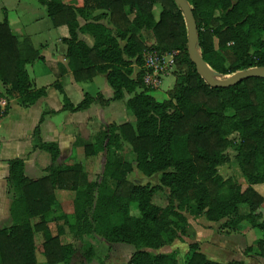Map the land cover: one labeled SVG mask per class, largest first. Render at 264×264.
Returning <instances> with one entry per match:
<instances>
[{
  "label": "trees",
  "instance_id": "obj_1",
  "mask_svg": "<svg viewBox=\"0 0 264 264\" xmlns=\"http://www.w3.org/2000/svg\"><path fill=\"white\" fill-rule=\"evenodd\" d=\"M36 1L45 6L54 27L67 26L68 37L61 41L66 45L65 57L74 79L90 81L103 73L113 89L111 99L99 92H85L77 104L64 96V110H84L93 103L106 105L130 94L125 106L134 123L102 126L83 144L85 157L120 149L122 138L131 147L133 161L114 154L96 177L87 180L78 164L57 163V143L41 141L37 125L34 146L46 174L30 179L24 174L22 158L7 161V182L13 196L11 225L0 228V264H38L36 233L43 238L42 261L71 264L77 247L71 241L61 242L64 226L74 240L97 235L110 243L133 246L125 264H241L208 259L196 243L189 244L182 258L173 252H150L173 242L178 231H186L185 212L210 221L227 218L223 226L231 229L242 230L247 225L259 230L261 237L245 253L254 250L264 257V217L258 211L264 195L254 188L264 184V77L246 78L227 87L210 86L188 56L186 23L174 0H82L80 6L68 0ZM188 2L196 22L200 56L213 71L230 75L264 66V0ZM97 10L101 12L94 14ZM78 16L91 21L80 26ZM101 18H107L112 27L99 22ZM138 29L151 30L155 46H145ZM79 32L92 36V46L79 38ZM149 50L178 51L174 63L181 72L163 101L148 93L143 70L131 77L133 64L142 66V55ZM28 61L5 16L0 22V83L5 90H0V95L15 98L23 107L46 93L45 87H33L25 68ZM54 86L61 91L58 82ZM228 148L235 152L244 188L243 181L223 178L217 170L230 161ZM131 162L146 176L160 173L159 184L139 185L127 180L133 169ZM164 187L168 188L166 203H154L153 196ZM57 188L75 192L71 221L66 214L51 217ZM133 205L137 216L131 212ZM53 220L59 223L55 234L48 226ZM92 252V247H87V261Z\"/></svg>",
  "mask_w": 264,
  "mask_h": 264
},
{
  "label": "crops",
  "instance_id": "obj_2",
  "mask_svg": "<svg viewBox=\"0 0 264 264\" xmlns=\"http://www.w3.org/2000/svg\"><path fill=\"white\" fill-rule=\"evenodd\" d=\"M67 2H73L76 6L82 4V0H68ZM36 3H38L36 0H0V22H2L6 16L11 32L16 36L19 42L22 56L29 60L25 64V68L33 87H45L46 91L43 97L27 107L21 106L15 98H9L7 113L0 120V228L11 225L10 204L13 193L9 189L7 182V161L13 158H22L24 163V174L30 179L40 178L46 174L37 161L39 150L34 146V130L37 125L39 126V138L41 141L57 143L60 150L57 163L78 164L83 168L87 180L91 179L89 168L93 162H97V159H102V171L105 163L109 162L114 154L123 156L124 150H121V148L125 145L131 150L130 145L120 138V149H106L99 157H85L83 144L89 143L93 135L99 131L102 126H107L111 123H116L118 125L125 122L134 123L135 118L133 120L126 119L128 115L126 116L125 114L123 102H121V104L117 102L119 100H111L106 105L93 103L87 109L79 111L63 109L64 96H66L71 103L77 104L83 98L85 92L91 94L99 92L104 98L111 99L113 97V89L107 81L106 74L103 73H97L90 81L77 82L74 79L68 66V59L65 57L66 45L61 41L62 38L68 37L67 26L60 25L54 27L47 15L45 6L40 3H38L40 5L38 6ZM99 12H101V10L95 11L94 14ZM77 20L80 26L87 21H91L80 16L77 17ZM99 22L108 27H112L107 18H101ZM78 35L87 45L92 46L93 38L90 34L79 32ZM123 43L124 42L121 41V44ZM134 66L137 68H134ZM140 68L141 67L136 63L133 64L132 78H135V74L140 71ZM167 75L170 74H164L158 86L151 88L152 91L159 87L163 77ZM55 82H58L61 91L54 86ZM0 86L3 87L1 83ZM172 87L169 90H171ZM151 89L148 90L150 95H152ZM137 91H140V89H137ZM152 96L154 97V95ZM129 97L130 94L128 95L125 93L124 102ZM167 98L168 94L162 100L155 99L157 101H163ZM42 116L43 118L40 120ZM84 159H90V161L86 164ZM131 163L133 169L127 174V180L134 184L143 185L142 183L144 182L147 184V178L142 177L144 174L135 167L134 162ZM134 173H139V179L142 183L133 182L131 175ZM159 175L160 174L157 173L154 176L156 180L151 181L152 184L150 185L159 184ZM240 184L242 188L245 187V184ZM254 188L264 195V184L254 185ZM54 194L55 205L51 217L54 218L58 215L66 214L68 220L71 221L75 192L69 189L57 188ZM258 211H260L264 217V203L261 204ZM52 222L54 221H48L50 230L52 228ZM190 225V220L187 219V227ZM255 230L256 229L252 228L251 233L246 234L242 232L238 234L241 241L240 245H242L238 247L239 249L236 251L235 256L229 258L230 260L225 258L222 253L216 252L212 245H208L211 243L206 244V242L194 239L189 244L196 243L198 245V250L204 253L208 259L214 261L226 263L235 260L240 261L241 264H264V257L256 255L254 250L245 253V249L249 246H253L255 241L261 237L258 230ZM55 233L56 232H53V234ZM65 234L66 232L60 235L62 243H64L63 237ZM249 234L252 237L251 239L248 237ZM95 236L98 239L100 238L97 235ZM101 240L105 241L104 239ZM222 241L224 240L222 239ZM176 242L181 243L178 239H175L170 244L175 245ZM224 242L221 243L227 244ZM113 244L131 247V245L124 243ZM35 246L37 257L38 252L40 256H42V246L39 247V249L36 244ZM131 248L133 252V246Z\"/></svg>",
  "mask_w": 264,
  "mask_h": 264
},
{
  "label": "rangeland",
  "instance_id": "obj_3",
  "mask_svg": "<svg viewBox=\"0 0 264 264\" xmlns=\"http://www.w3.org/2000/svg\"><path fill=\"white\" fill-rule=\"evenodd\" d=\"M38 6H40L38 3H36ZM159 8H157L155 10V15L158 16L159 13ZM137 34H139L142 37V40L145 44V46L150 47V46H155L156 44V40L154 38V35L152 33L151 30H145V29H138L137 30ZM150 51V50H149ZM153 51V50H151ZM148 53L147 51H145L142 55V60H143V65L140 66V71L145 70L144 67V55ZM134 68H137L136 66H134ZM181 72L179 69L176 68V63H174L173 65H170L168 68L166 67L165 69L161 70L162 74H170L167 75L165 77H163L161 84L159 85V87L156 90L152 91V87H149L145 84L146 87H148L149 89H151V93L152 95H154V97L158 100H162L167 96V91L172 87L173 83H174V79L175 77L178 75V73ZM136 75V74H135ZM228 75H222V74H218L217 77L219 79H223L226 78ZM140 89V88H139ZM0 90L4 91V87L0 86ZM129 95V94H128ZM123 98L122 100L117 101L119 104H121V102H123V105L125 107V114L127 116V120H133L134 116L131 113V111L129 109L126 108L125 106V102H124ZM232 138L236 139V133H233ZM125 147V148H124ZM123 148H121V150H124L123 156L129 160V161H133V155L131 153V150L129 149V147L127 145H125ZM227 154H229L230 156V161L219 166L217 168L219 174L223 177V178H232V179H237L238 181L242 182L243 184L245 183V180L243 177H241L240 174V170L238 169V165L236 163V160L234 159V150L232 148H228L226 150ZM85 160V163L87 164L90 159ZM92 160V159H91ZM101 163H102V159L99 158L97 159V162H93L91 167L89 168L90 170V177L91 179L96 177L100 171H101ZM157 173H155L154 175L148 177L145 175H142V177L147 178V182L149 184H152L151 181L156 180V178H154V176ZM160 174V173H159ZM160 176V175H159ZM131 179L133 180V182L135 183H142L139 179V173H134L133 175H131ZM159 181V180H158ZM142 184H145L142 183ZM114 183L112 181L109 182V186L113 187ZM168 193V188L164 187L162 191H158L154 196H153V202L159 205H164L166 203V194ZM241 210L244 211V206H242ZM131 212L133 215H138V209L136 208V205H133L131 208ZM185 215L187 217V219L190 220V226L187 227L186 225V231L183 233L179 232V237L177 238L181 243L176 242L175 245H167L164 246L158 250H151L149 249L150 252L152 253H156V252H164V253H170L173 252L175 254H177L179 257H183L185 255V252L188 249V244L190 242H192L194 239L206 242V244L208 245H212V247H214L216 252L222 253L224 255L225 258H231L233 256H235L236 251L239 249L238 247H241L240 243V238H239V233L245 232L247 233H251V229L250 227L243 226L244 229L242 228V230H237V229H231L229 227H225L223 226V223L227 220V218H222L218 221H210L207 220L203 215H192L189 212H185ZM54 222L51 223L52 228H51V232H56L55 230V226L56 224H59L56 220H53ZM65 227V236L63 237V242H73L76 247H77V251L75 252L73 259L71 261V264H125L128 261L129 256L131 255L132 252V246H123V245H114L113 243L111 244L108 241H103L101 239L103 238H97L95 235H87L84 236L82 240H74L72 238V235L68 232V229L66 226ZM257 231V230H255ZM258 232L261 234V232L258 230ZM62 235V234H61ZM262 235V234H261ZM249 239H251V235H248ZM176 239V240H177ZM216 239V240H215ZM222 239L224 241H222ZM88 240V241H87ZM42 241L43 238L41 236L40 233H37L35 235L34 238V242L35 244L39 247H41L42 245ZM89 242V243H87ZM221 242L227 243V244H223ZM91 246L92 250H93V254H92V260L87 261L86 257L84 255V252L86 251L87 247ZM254 248V247H253ZM234 251V253H233ZM38 260L39 263H44L43 257L40 256L39 252H38ZM86 260V261H85ZM230 260V259H229ZM227 260V261H229Z\"/></svg>",
  "mask_w": 264,
  "mask_h": 264
},
{
  "label": "water",
  "instance_id": "obj_4",
  "mask_svg": "<svg viewBox=\"0 0 264 264\" xmlns=\"http://www.w3.org/2000/svg\"><path fill=\"white\" fill-rule=\"evenodd\" d=\"M182 10L186 28H187V53L190 60L194 63L196 71L202 78L212 87L221 86L227 87L250 77H264V66H255L249 69L240 70L228 75L223 79H215L214 74H219L213 71L200 56L197 46V27L194 15L188 0H174Z\"/></svg>",
  "mask_w": 264,
  "mask_h": 264
},
{
  "label": "built area",
  "instance_id": "obj_5",
  "mask_svg": "<svg viewBox=\"0 0 264 264\" xmlns=\"http://www.w3.org/2000/svg\"><path fill=\"white\" fill-rule=\"evenodd\" d=\"M144 55V73L142 76L143 82L149 87L158 86L161 77L164 75L161 73L162 69L168 68L174 64V55L178 53L177 50L171 52H158V51H147ZM9 106V97L1 94L0 95V120L7 113Z\"/></svg>",
  "mask_w": 264,
  "mask_h": 264
},
{
  "label": "bare ground",
  "instance_id": "obj_6",
  "mask_svg": "<svg viewBox=\"0 0 264 264\" xmlns=\"http://www.w3.org/2000/svg\"><path fill=\"white\" fill-rule=\"evenodd\" d=\"M217 75H218V74H216V73L214 74V78H215V79H218Z\"/></svg>",
  "mask_w": 264,
  "mask_h": 264
}]
</instances>
